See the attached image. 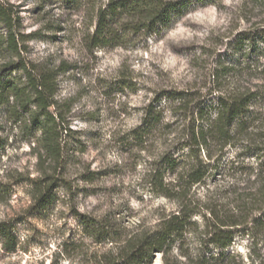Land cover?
<instances>
[{
    "label": "rangeland",
    "instance_id": "1",
    "mask_svg": "<svg viewBox=\"0 0 264 264\" xmlns=\"http://www.w3.org/2000/svg\"><path fill=\"white\" fill-rule=\"evenodd\" d=\"M0 1L15 9L20 42V53H12L0 21L3 80L26 86L22 63L37 71L62 64L69 69L58 77L52 108L65 129L59 160L41 145L34 104L19 109L12 99L0 109V222H13L19 239L11 253L0 242V264H108L184 206L193 225L150 264H264L262 228L241 226L224 258L205 243L216 216L243 213L252 221L262 212L257 190L264 183L258 179L264 158L252 147L264 144V113L247 141L202 148L199 157L208 173L190 185L196 157L182 144L193 116L170 97L187 92L194 105L217 91L213 75L227 70L243 86L264 85V58L240 63L241 48L235 49L245 34L264 30V0L193 6L161 36H132L106 48H94L89 36L110 0ZM246 46L252 50V44ZM222 84L227 89V73ZM152 103L164 110V121L136 140L133 132ZM166 155L179 159L175 172L166 167ZM161 183L173 193L167 195ZM47 189L52 198L42 205ZM90 219L104 221L111 237H92L83 223Z\"/></svg>",
    "mask_w": 264,
    "mask_h": 264
},
{
    "label": "trees",
    "instance_id": "2",
    "mask_svg": "<svg viewBox=\"0 0 264 264\" xmlns=\"http://www.w3.org/2000/svg\"><path fill=\"white\" fill-rule=\"evenodd\" d=\"M217 1L110 0L99 10L96 29L89 36V42L94 48H106L119 46L132 36H161L170 30L178 18L193 6L216 3ZM0 21L8 31L6 41L9 50L12 53H20V42L15 31L17 23L15 9L12 5L1 1ZM258 40L264 45V30L255 34H245L235 43V49L241 48L242 51L240 63L252 61L253 57L264 58V47L259 44L260 42L257 43ZM248 42L252 44L251 51L245 50ZM21 68L27 77L26 86H21L16 81L3 80L0 76V109L12 105V99L19 109L29 110L30 104H34L37 111L33 112L32 119L37 130L42 133L41 145L48 155L59 160L62 157V135L65 129L61 123H58V118L53 114L52 108L57 103L55 98L59 88L58 77L61 73L68 72L69 69L66 64H62L57 69L37 71V69H29L25 63H22ZM229 71L227 70L225 74L216 72L213 77L217 91L198 97L194 105L190 98L193 95L190 93L170 96L171 99L181 100V103L186 106L185 109H190L193 116L192 122L187 126V140L182 144L184 149H190L192 157L194 155L196 157L193 159L194 164L188 175L190 185L201 183L208 173L207 165L199 157L202 148L210 151L216 144L225 147L235 144L238 140L247 141L248 135L252 134V131L262 121L264 85L257 88L243 86L235 80H231L233 74ZM226 73L227 89L222 84ZM213 94L215 95L209 99L208 97ZM59 118L64 123L65 120L62 117ZM163 121L164 110L157 103H152L146 110L143 123L133 132L134 138L139 140L150 135L162 125ZM246 147H250L248 143ZM252 149L256 154L261 155L260 158H264V144L252 147ZM164 162L166 167L174 172L179 166V159L170 155L164 157ZM258 179L264 180V161L260 164ZM169 186L160 184V187L167 191V195L173 193ZM257 191L261 195L259 200L262 202L259 203L262 204V212L252 221L243 213L229 212L226 218L216 216L217 223L214 229L209 232L205 243L221 250L219 258L225 257L224 251L233 245L241 226L249 231L252 230V232L264 229V183ZM50 198L52 197L47 189L41 193L40 202L42 205H46L44 203L51 201ZM192 218L190 209L184 206L178 213H173L165 219L158 230L133 242L121 252L117 260L110 261L108 264H150L156 254H163L165 257L174 244L190 230L193 225ZM83 223L91 236L99 240L109 239L113 233L104 221L90 219ZM16 227L13 222H0V242L6 252L11 253L18 249L19 239ZM167 264L170 263L167 261Z\"/></svg>",
    "mask_w": 264,
    "mask_h": 264
}]
</instances>
